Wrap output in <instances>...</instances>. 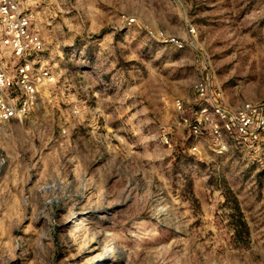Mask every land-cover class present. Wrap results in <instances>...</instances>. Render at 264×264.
<instances>
[{
    "label": "rangeland",
    "instance_id": "rangeland-1",
    "mask_svg": "<svg viewBox=\"0 0 264 264\" xmlns=\"http://www.w3.org/2000/svg\"><path fill=\"white\" fill-rule=\"evenodd\" d=\"M28 10L45 48L30 92H0V264H264V140L192 132L212 102L264 99V0Z\"/></svg>",
    "mask_w": 264,
    "mask_h": 264
},
{
    "label": "built area",
    "instance_id": "built-area-1",
    "mask_svg": "<svg viewBox=\"0 0 264 264\" xmlns=\"http://www.w3.org/2000/svg\"><path fill=\"white\" fill-rule=\"evenodd\" d=\"M29 1L0 0L1 42L22 60L16 68L17 80L0 71V92L13 83L18 84L25 92L33 89L28 73L34 69L33 61L40 57L45 44L39 32L32 28V12L28 10ZM171 40L181 47L182 44L177 39L171 38ZM195 87L200 95L204 94L206 86L203 83H198ZM212 110L218 121L213 122L208 114L204 119L198 118L192 125L193 134H200L202 122L205 123V119H209L212 133L220 143H223L225 133L234 134L240 142L248 146L257 145L264 140V99L244 101L239 106L212 102ZM14 115L15 108L0 97V121L9 120Z\"/></svg>",
    "mask_w": 264,
    "mask_h": 264
},
{
    "label": "bare ground",
    "instance_id": "bare-ground-1",
    "mask_svg": "<svg viewBox=\"0 0 264 264\" xmlns=\"http://www.w3.org/2000/svg\"><path fill=\"white\" fill-rule=\"evenodd\" d=\"M92 235H93L94 237H97L96 233H94V232H93ZM115 249H116V248H115V244L112 243V242L109 243L108 245L102 246V249H101V251H100V253H99L98 259H99V260H103L104 257L110 255L111 250H112V251H115ZM115 252H116V251H115Z\"/></svg>",
    "mask_w": 264,
    "mask_h": 264
}]
</instances>
